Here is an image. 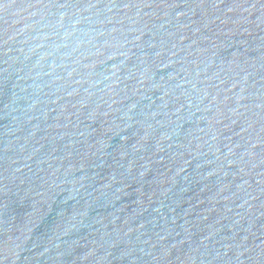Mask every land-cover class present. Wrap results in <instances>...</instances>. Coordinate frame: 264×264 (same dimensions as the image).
<instances>
[{"label": "water", "instance_id": "water-1", "mask_svg": "<svg viewBox=\"0 0 264 264\" xmlns=\"http://www.w3.org/2000/svg\"><path fill=\"white\" fill-rule=\"evenodd\" d=\"M0 264H264V0H0Z\"/></svg>", "mask_w": 264, "mask_h": 264}]
</instances>
